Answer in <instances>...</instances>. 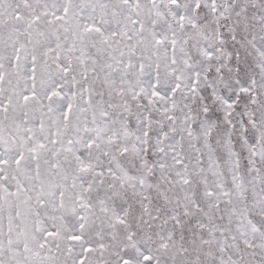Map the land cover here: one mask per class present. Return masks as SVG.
Listing matches in <instances>:
<instances>
[{
	"label": "snow or ice",
	"instance_id": "1",
	"mask_svg": "<svg viewBox=\"0 0 264 264\" xmlns=\"http://www.w3.org/2000/svg\"><path fill=\"white\" fill-rule=\"evenodd\" d=\"M0 264H264V0H0Z\"/></svg>",
	"mask_w": 264,
	"mask_h": 264
}]
</instances>
